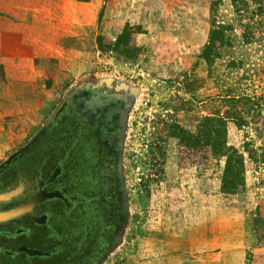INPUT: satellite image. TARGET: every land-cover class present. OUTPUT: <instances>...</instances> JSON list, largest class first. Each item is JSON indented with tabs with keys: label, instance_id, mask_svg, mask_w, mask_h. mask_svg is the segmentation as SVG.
Instances as JSON below:
<instances>
[{
	"label": "rangeland",
	"instance_id": "374dc122",
	"mask_svg": "<svg viewBox=\"0 0 264 264\" xmlns=\"http://www.w3.org/2000/svg\"><path fill=\"white\" fill-rule=\"evenodd\" d=\"M50 1L37 0L32 12L52 8L55 22L67 23L57 73L31 47L17 60L0 58V162L69 84L117 74L141 95L125 153L130 224L105 264H264V0H244L240 11L229 0ZM219 26L224 43L208 48L206 62ZM18 60L25 67L13 71ZM16 78L23 87L15 93ZM205 118L223 123L225 156L212 149L220 128ZM179 130L207 148L192 156ZM229 156L242 161L232 180L224 179Z\"/></svg>",
	"mask_w": 264,
	"mask_h": 264
},
{
	"label": "flooded vegetation",
	"instance_id": "af4514ba",
	"mask_svg": "<svg viewBox=\"0 0 264 264\" xmlns=\"http://www.w3.org/2000/svg\"><path fill=\"white\" fill-rule=\"evenodd\" d=\"M104 127L106 121L87 120L76 101L69 98L40 132L38 140L0 169V195L15 193L0 201V213L7 214L18 203L15 201H40L42 194L35 184L38 177L53 180L47 186L55 196L44 207H33L35 216L46 215L44 227L36 226L28 216L15 227L0 224L1 248L16 252L25 246L44 257L29 259L17 254L9 258L0 252V264L98 261L119 218L113 160L98 144L107 134ZM21 227L20 239L10 243L3 232L14 234ZM27 227L31 230L25 232Z\"/></svg>",
	"mask_w": 264,
	"mask_h": 264
},
{
	"label": "water",
	"instance_id": "95a60500",
	"mask_svg": "<svg viewBox=\"0 0 264 264\" xmlns=\"http://www.w3.org/2000/svg\"><path fill=\"white\" fill-rule=\"evenodd\" d=\"M140 95L141 89L139 87L129 83L126 79L117 74L81 77L68 85L48 118L39 126L32 136L0 162V169L10 165L25 149L33 145L38 140L37 138L40 132L69 98H73L76 101L80 113L86 117L87 120L99 119L100 122L106 121V129L105 127L104 129L107 131V134L98 144L106 152L107 157L113 160L112 173L115 175L113 181L116 183L115 191L117 193V198L115 201L117 203L116 211L118 212L119 218L116 228L108 236L106 249L95 264H105L115 255L125 241L129 228L131 209L125 175V153L130 137L131 115L138 104ZM100 112L103 113L100 114ZM37 181H40V183ZM37 181L35 184L38 193L42 194V199L40 201H29V199L28 201H15V203H18L14 205L7 214L0 213V224L9 226L10 228L13 226L15 227L21 223L23 218L28 216L36 226H45L46 215L35 216L33 207H44L54 199L55 196L52 192L48 191L50 187L47 186L51 184L53 180L49 178L43 180L38 177ZM14 195L15 193L13 192L0 195V201L6 200ZM241 196V193H238V199ZM23 206H26L27 209L21 210L20 208ZM48 208L50 207H46V209ZM21 229L23 228L21 227L16 230L14 234L9 235L5 231L3 234L8 235V241L13 243L20 239L21 236L19 237V232L22 233L23 231ZM28 230L30 231L31 229L28 227L27 229L24 228L25 232ZM24 247L19 248L16 252L8 251L0 247V252H4L9 258H15L17 254H25L29 259L35 256L44 257L41 254H37L35 250Z\"/></svg>",
	"mask_w": 264,
	"mask_h": 264
},
{
	"label": "crops",
	"instance_id": "0c3cea01",
	"mask_svg": "<svg viewBox=\"0 0 264 264\" xmlns=\"http://www.w3.org/2000/svg\"><path fill=\"white\" fill-rule=\"evenodd\" d=\"M36 1L0 0V58L3 57L2 62L4 63L6 62V59H4L5 55L10 61L12 59L17 60V56H23L22 53L26 47H31L35 54L39 51L40 54L36 55L47 60L51 67L50 69L57 73V67L54 66V63L56 64L58 61L53 58L58 59L56 55L67 48L66 45H62L64 42L61 43L60 36L62 34L59 32L63 31V36L66 37L68 29L64 25L67 23L60 25L61 23L55 22L59 20L55 15L50 14L49 11L52 8L47 7L42 12L34 14L32 10L37 5ZM47 1L41 0L42 4ZM49 2L51 1L49 0ZM18 18L25 20L19 23ZM46 19H49V21ZM36 30L39 31L38 35L34 33ZM18 62V65L14 66L13 71L25 67L24 65L21 66L23 62L20 60ZM12 82V85H15L13 87L15 93L19 91L20 87H23L21 78H16ZM35 87H37V84L34 85L33 82L29 81L24 86L27 92H33Z\"/></svg>",
	"mask_w": 264,
	"mask_h": 264
},
{
	"label": "trees",
	"instance_id": "16d2710c",
	"mask_svg": "<svg viewBox=\"0 0 264 264\" xmlns=\"http://www.w3.org/2000/svg\"><path fill=\"white\" fill-rule=\"evenodd\" d=\"M229 1H230L231 5L235 8L236 11H240L241 10L240 7L243 6V4H245L244 0H229ZM252 1L256 2V0H252ZM257 1H261V0H257ZM257 3H259V2H257ZM219 28H220V26L217 27V29L210 31L207 45L203 50V55H201L202 58L206 62H210V58L208 55L210 52V49H209L208 54H207L208 48H210V47L211 48L212 47L219 48L224 43V35ZM138 32H140V30H137V33ZM97 41H98L99 49L103 50V47H102L101 43L99 42V37H98ZM205 120L207 122L213 123L214 127L217 125L220 128L217 130L218 134L216 135V136H218V141L214 143L215 145H213L212 149L217 152V155L225 156L224 149H227V148H226L225 139H224L225 128H224L223 123L221 121H218V119L214 120L213 118H205ZM177 138L179 139V145L186 148V149L191 150L192 151L191 154L194 157L198 156V154L201 151H203L205 148H207V145H208V144H206L205 140L203 142L201 141L202 143L200 144L198 139L196 140L195 143H193V141H194L193 137L188 132L183 131V130H179V133L177 134ZM241 172H242V161H241V159L233 162L232 156L227 157V161H226L225 167H224V179L226 178V179L232 180V178H236L237 176H239L241 174ZM227 183L231 184L230 182H227Z\"/></svg>",
	"mask_w": 264,
	"mask_h": 264
}]
</instances>
